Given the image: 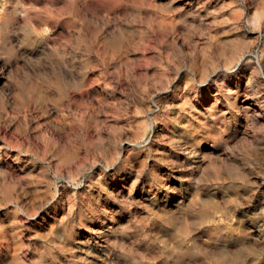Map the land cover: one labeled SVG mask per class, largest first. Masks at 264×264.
I'll list each match as a JSON object with an SVG mask.
<instances>
[{
	"label": "rangeland",
	"instance_id": "obj_1",
	"mask_svg": "<svg viewBox=\"0 0 264 264\" xmlns=\"http://www.w3.org/2000/svg\"><path fill=\"white\" fill-rule=\"evenodd\" d=\"M0 264H264V0H0Z\"/></svg>",
	"mask_w": 264,
	"mask_h": 264
}]
</instances>
